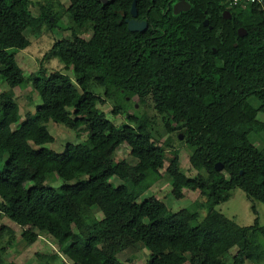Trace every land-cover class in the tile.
<instances>
[{"label": "trees", "instance_id": "obj_1", "mask_svg": "<svg viewBox=\"0 0 264 264\" xmlns=\"http://www.w3.org/2000/svg\"><path fill=\"white\" fill-rule=\"evenodd\" d=\"M131 1L68 0L66 9L59 7L69 18L71 38L54 42L49 54L71 76L38 70L32 88L40 103L21 120L13 89L25 75L13 50L29 45L27 29L52 30L62 13L53 0H0V78L9 88L0 92V213L29 244L44 235L55 240L63 264H126L116 256L137 242L149 251L146 264H227L224 256L234 246L230 264H264L258 239L264 225L255 220L224 239L218 233L231 220L215 210L236 187L264 204V153L249 139L264 132V0L238 6L186 0L189 8L177 14L175 0H137V18L148 23L142 32L127 28ZM88 30L91 36L82 38ZM93 85L104 94L112 86L124 100H151L165 130L186 143L196 175L181 171L179 148L170 138L156 143L145 114L127 113L122 126L108 120ZM126 110L116 106L113 114ZM49 121L87 137L55 152L45 147L54 141ZM122 143L133 163L113 162ZM162 170L176 198L184 190L202 195V218L191 208L171 211L153 196L138 201ZM50 174L76 181L58 191L46 185ZM113 178L121 183L114 185ZM4 252L0 247V264Z\"/></svg>", "mask_w": 264, "mask_h": 264}, {"label": "rangeland", "instance_id": "obj_2", "mask_svg": "<svg viewBox=\"0 0 264 264\" xmlns=\"http://www.w3.org/2000/svg\"><path fill=\"white\" fill-rule=\"evenodd\" d=\"M35 2H44L45 0H32ZM55 8L61 14L55 27L52 30L42 28L37 29L35 26L25 31V36L29 40V45L22 50H13L15 59L23 70L25 75V82L13 89V95L20 107L21 120L25 116L34 111L35 105L40 103V99L33 91L32 80L33 76L38 73L42 67L49 72L54 70H60L71 76L70 71H66L62 68V65L58 61L56 56L49 54L54 42L64 38H71V24L69 18L65 12L59 7L66 9L69 5L68 0H53ZM56 2L59 6H56ZM33 11L38 13L37 6H33ZM82 38H89L91 36V30H88L80 34ZM40 74V73H39ZM42 75V74H40ZM7 83L0 78V92L8 90ZM90 91L94 94L100 95L104 101L98 104V108L102 110L106 118L113 123L122 126L127 122L126 114L133 113L136 115L145 114L151 120V132L156 139L158 145H164V141L167 138L171 139L173 146L179 148V166L181 171L188 177L195 176L197 171L189 163V149L186 143L180 144L176 138L174 132L168 133L164 128V119L153 108L151 100L147 99L143 103H140L135 97L132 100H124L118 94H115V89L112 86H108L105 90L99 85H93ZM127 102V103H126ZM126 105L127 110L124 113L117 115L113 114V110L116 106ZM264 120V116H261ZM173 125V124H172ZM48 131L54 137L52 143H48L45 147L55 151L62 152L65 143H79L87 137L85 131H77L69 129L62 124L48 122L46 124ZM180 135L183 134L179 132ZM180 139V140H181ZM250 141L258 147L262 153H264V132L260 135H250ZM113 162H119L126 160L129 163H133L134 159L130 156V148L127 144H120L112 155ZM167 166L165 162L164 167ZM2 164H0V169ZM162 177L156 181L147 191L142 193L138 201H141L148 197H155L162 201L167 209L171 211H177L182 208H191L199 213V217L202 218L206 210L201 208L199 203L203 201L202 195L198 191L184 190L181 198H176L173 189L169 183L164 170ZM86 176H84L85 178ZM76 180H72L69 183H64L61 179L54 174H50L46 180V185L53 187L58 191H65L69 185ZM114 185H118L121 182L117 178L112 179ZM252 207L256 212L252 211ZM215 210L222 213L224 216L231 220V223L222 231L218 233V236L224 239H230L236 236L244 226L253 225L257 220L259 225H264V204L259 201L250 200L245 193L239 189L234 188L230 191L227 200L219 203L215 206ZM92 212L96 218H100L101 214L97 208L93 207ZM21 228L11 222L4 214L0 213V247L5 248L3 255V262L5 264H63L65 263L64 257H59L58 245L55 240L49 236H42L34 243L29 244L25 242L20 236ZM259 244L264 248V238L258 236ZM237 247H232L224 259L227 264H230L232 256L236 253ZM53 255H58V259L51 258ZM117 259L126 264H146L149 251L141 242H137L134 245L126 248L117 254ZM245 264H252L246 262Z\"/></svg>", "mask_w": 264, "mask_h": 264}, {"label": "water", "instance_id": "obj_3", "mask_svg": "<svg viewBox=\"0 0 264 264\" xmlns=\"http://www.w3.org/2000/svg\"><path fill=\"white\" fill-rule=\"evenodd\" d=\"M98 1H100L102 4H105L108 2V0H98ZM136 3H137V0H132L131 2V7H130L131 18L126 19L127 28L129 31H132V32L134 31L142 32L147 28L148 24L146 20H141V21L136 20L135 18L137 15ZM188 8H189V4L186 2V0H177L172 6V11L174 14H177L181 11H186ZM223 16L228 18L230 16V12L228 10H225L223 12ZM203 24L207 25L206 19L203 21ZM238 33L240 36H243L246 32L242 27H240L238 29ZM179 138H182V135H179ZM215 169L221 170L222 165L220 163H216Z\"/></svg>", "mask_w": 264, "mask_h": 264}, {"label": "built area", "instance_id": "obj_4", "mask_svg": "<svg viewBox=\"0 0 264 264\" xmlns=\"http://www.w3.org/2000/svg\"><path fill=\"white\" fill-rule=\"evenodd\" d=\"M230 6L238 5H250V4H259L263 3V0H227Z\"/></svg>", "mask_w": 264, "mask_h": 264}, {"label": "flooded vegetation", "instance_id": "obj_5", "mask_svg": "<svg viewBox=\"0 0 264 264\" xmlns=\"http://www.w3.org/2000/svg\"><path fill=\"white\" fill-rule=\"evenodd\" d=\"M177 0H175L174 2H173V4L176 2ZM132 2V1H131ZM173 4H172V6H173ZM130 7H131V5H130ZM136 9H137V15H138V13H139V10H138V8H137V3H136ZM148 11V10H147ZM141 12V11H140ZM129 13H130V8H129ZM137 15H136V20H138V21H141V20H139L138 18H137ZM130 18H131V15H130ZM130 18H127V19H130ZM148 24V23H147ZM147 27H148V25H147Z\"/></svg>", "mask_w": 264, "mask_h": 264}]
</instances>
